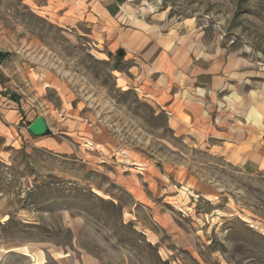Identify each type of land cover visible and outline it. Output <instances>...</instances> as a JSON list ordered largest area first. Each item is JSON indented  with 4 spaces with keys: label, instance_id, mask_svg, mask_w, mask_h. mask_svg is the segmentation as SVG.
Returning a JSON list of instances; mask_svg holds the SVG:
<instances>
[{
    "label": "rangeland",
    "instance_id": "374dc122",
    "mask_svg": "<svg viewBox=\"0 0 264 264\" xmlns=\"http://www.w3.org/2000/svg\"><path fill=\"white\" fill-rule=\"evenodd\" d=\"M83 1L70 21L46 0H0V109L17 113L12 143L0 137V245L76 248L98 264H264V169L176 138ZM94 1L121 28L129 14L196 55L264 66V0ZM39 116L47 132L36 138Z\"/></svg>",
    "mask_w": 264,
    "mask_h": 264
},
{
    "label": "crops",
    "instance_id": "0c3cea01",
    "mask_svg": "<svg viewBox=\"0 0 264 264\" xmlns=\"http://www.w3.org/2000/svg\"><path fill=\"white\" fill-rule=\"evenodd\" d=\"M64 1L46 0L43 6L47 12L61 11L62 18L71 21V15L80 12L79 4L84 1ZM89 4L102 29L114 35L111 47L131 62L128 73L133 75L130 82L135 90L165 113L168 128L176 138L188 140L236 168L264 169L262 64L222 52L196 55L192 43L175 38L171 31L163 33L129 14L121 17V28L117 21L110 22L112 16L105 5L94 0ZM16 117V112L0 109V137L4 143H12ZM6 209L5 202L0 200V224L6 221ZM73 225L77 224L71 222L70 227ZM146 237L153 245L160 244L156 233L149 230ZM13 253L29 258L30 264H46L47 257L55 264H98L91 255L76 248L0 245V261Z\"/></svg>",
    "mask_w": 264,
    "mask_h": 264
},
{
    "label": "water",
    "instance_id": "95a60500",
    "mask_svg": "<svg viewBox=\"0 0 264 264\" xmlns=\"http://www.w3.org/2000/svg\"><path fill=\"white\" fill-rule=\"evenodd\" d=\"M121 53V52H120ZM28 132L36 138L45 136L47 132V125L43 117H37L29 126Z\"/></svg>",
    "mask_w": 264,
    "mask_h": 264
},
{
    "label": "trees",
    "instance_id": "16d2710c",
    "mask_svg": "<svg viewBox=\"0 0 264 264\" xmlns=\"http://www.w3.org/2000/svg\"><path fill=\"white\" fill-rule=\"evenodd\" d=\"M118 55L121 56L120 54H118ZM2 57H3V56L0 54V61H1Z\"/></svg>",
    "mask_w": 264,
    "mask_h": 264
}]
</instances>
